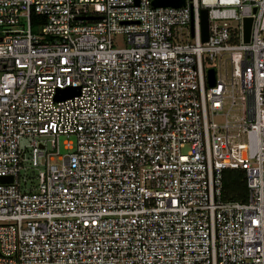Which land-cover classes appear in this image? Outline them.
Instances as JSON below:
<instances>
[{
    "label": "built area",
    "instance_id": "2783aa9c",
    "mask_svg": "<svg viewBox=\"0 0 264 264\" xmlns=\"http://www.w3.org/2000/svg\"><path fill=\"white\" fill-rule=\"evenodd\" d=\"M152 1L0 0V264H264V0Z\"/></svg>",
    "mask_w": 264,
    "mask_h": 264
},
{
    "label": "water",
    "instance_id": "95a60500",
    "mask_svg": "<svg viewBox=\"0 0 264 264\" xmlns=\"http://www.w3.org/2000/svg\"><path fill=\"white\" fill-rule=\"evenodd\" d=\"M185 0H153L152 6L154 8L160 7H171V8H180L185 6ZM200 24H201V32H202V41H207L208 36V17L207 11L202 10L200 13ZM251 27H252V19L246 18L243 21V36H244V43H248L250 40L251 34ZM208 85L212 87L214 85V71H208ZM4 183H10V179H4Z\"/></svg>",
    "mask_w": 264,
    "mask_h": 264
},
{
    "label": "trees",
    "instance_id": "16d2710c",
    "mask_svg": "<svg viewBox=\"0 0 264 264\" xmlns=\"http://www.w3.org/2000/svg\"><path fill=\"white\" fill-rule=\"evenodd\" d=\"M222 183V200L224 202H245L247 191L242 171H224Z\"/></svg>",
    "mask_w": 264,
    "mask_h": 264
},
{
    "label": "rangeland",
    "instance_id": "374dc122",
    "mask_svg": "<svg viewBox=\"0 0 264 264\" xmlns=\"http://www.w3.org/2000/svg\"><path fill=\"white\" fill-rule=\"evenodd\" d=\"M113 43H114V46L115 47H119V48H122V47H125L126 46V41H125V38L122 37V36H114L113 37ZM217 71L219 73H221V76H222V79H225V77H229L230 76V65L228 63V65L225 67L224 65H222L220 68L218 67L217 68ZM229 107V104H227L224 108V112L227 111ZM233 116V117H231ZM235 117H238L239 118V112L237 110H233L230 112V118L228 119L229 122H233V120L235 119ZM213 122L217 125V126H221L224 124L225 122V118L224 117H215L213 119ZM232 133H236V130ZM64 140V137H61L60 138V144H61V153L62 154H65L67 153L66 151L63 150V147H62V142ZM247 198V197H246Z\"/></svg>",
    "mask_w": 264,
    "mask_h": 264
}]
</instances>
